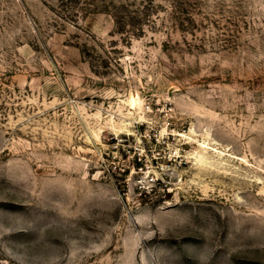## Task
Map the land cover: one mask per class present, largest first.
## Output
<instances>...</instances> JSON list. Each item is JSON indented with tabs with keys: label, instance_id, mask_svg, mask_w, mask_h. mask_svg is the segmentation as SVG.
<instances>
[{
	"label": "rangeland",
	"instance_id": "obj_1",
	"mask_svg": "<svg viewBox=\"0 0 264 264\" xmlns=\"http://www.w3.org/2000/svg\"><path fill=\"white\" fill-rule=\"evenodd\" d=\"M0 264H264V0H0Z\"/></svg>",
	"mask_w": 264,
	"mask_h": 264
}]
</instances>
